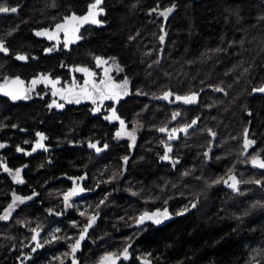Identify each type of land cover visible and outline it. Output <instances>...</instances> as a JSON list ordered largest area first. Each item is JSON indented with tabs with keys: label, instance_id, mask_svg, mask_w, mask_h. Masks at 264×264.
I'll list each match as a JSON object with an SVG mask.
<instances>
[{
	"label": "trees",
	"instance_id": "1",
	"mask_svg": "<svg viewBox=\"0 0 264 264\" xmlns=\"http://www.w3.org/2000/svg\"><path fill=\"white\" fill-rule=\"evenodd\" d=\"M91 3L0 0L17 8L0 13V44L8 50L0 52V86L18 78L30 89L28 99L0 97V215L13 194L32 197L0 220V264H15L34 242L33 229L41 247L23 252L30 264H62L93 215L99 218L79 264L126 246L123 264H264V169L250 163L264 158V93L253 91L264 87V0H102L101 23L83 25L75 42L36 35L85 15ZM97 57L119 66L116 81L128 80V94L99 111L93 103L49 107L51 89L32 85L43 76L82 83L76 69L98 74ZM166 91L173 95L157 99ZM191 93L198 94L194 104L175 100ZM113 109L127 131L135 128L134 143L116 140L119 122L105 119ZM193 120L187 133L168 139ZM245 129L255 141L246 155ZM209 130L216 135L206 163ZM37 133L45 147L33 152ZM165 145L172 148L168 161L160 159ZM16 169L22 184L13 180ZM229 175L237 191L223 182L231 183ZM74 186L84 191L67 207L64 194ZM165 208L163 224L136 225L144 212Z\"/></svg>",
	"mask_w": 264,
	"mask_h": 264
},
{
	"label": "snow or ice",
	"instance_id": "2",
	"mask_svg": "<svg viewBox=\"0 0 264 264\" xmlns=\"http://www.w3.org/2000/svg\"><path fill=\"white\" fill-rule=\"evenodd\" d=\"M102 4V0H94V3H91L88 6L87 13L83 16H76L73 14L70 17H66L64 23L62 24H57L56 25V32H48L47 30H44L42 32H37V36L45 35L48 37V39H56L58 36L59 32H63L66 40L65 46H67V42H75V40L80 39V36L77 35L79 32L80 28L85 25V24H100L101 21L97 19L98 16L102 15L104 12V9L100 7ZM172 8H168L166 11L161 12L160 15L163 17H167L170 12H172ZM15 13L17 12V8L15 7H3L0 6V13ZM161 43L164 42L165 37L161 35L159 37ZM7 48L3 45L0 44V52H7ZM46 51H51V49H47ZM18 60H25L26 57L22 55H18L16 57ZM107 61L101 60V58L97 57L96 58V64L99 67L101 64H105ZM76 71L82 72L85 74L86 79L84 81V85L80 88L79 93H75L74 89L76 87L75 83L73 84L72 88H67V89H56V84L58 81L50 80L47 76L40 77L39 79H34L32 81V85H36L39 83H46V84H51L54 91L52 92L53 96H56L59 94L62 99L66 100L68 103H72L73 99L75 100L76 103L80 102L81 98H86V99H92L93 103L96 102V98L100 100L102 103L104 100H113V101H118L119 99L122 98V96L127 95V86H128V80L125 79L122 84H115L112 82L111 77L108 76V69H105V80H102L100 82V85L95 84L92 82L91 77L94 76V73L89 71L88 68H78ZM11 84L16 86L9 88L8 90H4L3 88H0V91L4 92V95L10 96L13 100L17 99H28V91L30 89H26L23 87H20L23 84V81H20L18 78L16 80L11 81ZM89 85H91V88H89ZM216 91H222V89L217 88ZM253 91H258L264 93V87L254 89ZM173 93L170 91L164 92V94L161 97H157V99H163V100H168L170 96H172ZM197 93H191L187 94L184 96H175L176 101H181L184 104H194L197 101ZM69 97H72L73 99H70ZM55 106L57 108H62L64 105L63 104H57L56 101L54 100L52 102V105H49V107ZM96 111H99V108L96 109ZM180 113H174L172 119L175 120L177 116H179ZM106 120H119L120 122V130L116 133V136L119 138L121 136H128L133 143L135 142V128H133L132 131H127L125 129V122L121 120L117 114L116 110L113 109L111 112L110 116L105 117ZM197 123L196 120H193L191 124L185 125L184 127H181L179 129H172L171 133L168 136L169 140L175 139L176 138V133L183 132L187 133L188 129L191 128L193 125ZM15 127V126H14ZM160 132H166L168 131L166 128H160L158 129ZM247 129H245L244 133V143H243V149L244 152H247L250 147H252L255 144V141L248 139L247 135ZM209 134L211 136H215L216 133L211 132L209 130ZM39 139L37 140L35 146L33 147L32 151L35 152L37 149L44 148L43 141L46 139V137L42 133H37L36 134ZM0 147H4V145L0 144ZM90 148H95L97 152L102 151V149L98 148L95 144H89ZM107 147V145H105ZM17 151H23L21 148H17ZM172 151V148L168 145H165V152L164 154L160 157L161 160L168 161L170 160L169 153ZM204 155L207 157L208 153L205 152ZM127 158H125L126 160ZM173 163H178V161H173ZM250 163L252 164L253 167L259 168V169H264V158L260 156V154H257L251 158ZM5 172H9L10 170L5 166L4 167ZM187 175V173H185ZM83 179V177L81 178ZM13 180L17 183H23L24 181L21 179V170L16 169L15 170V175L13 176ZM228 180L231 181V183H228V181H223L224 183L228 184L229 187L232 188L233 191H237V184L239 181H237L236 177L233 175H229ZM221 180L214 181V183H220ZM255 183H260V181H255ZM84 189L79 187V186H74L71 190H69L67 193L64 194V202L67 207H71L72 205L69 203L72 197L78 195L79 193L83 192ZM33 195H36V193H33ZM32 199L31 196L29 197H22L13 194L12 202L7 206V208L4 210V215H0V220H8L12 212L15 210L17 207V204H23L25 200H30ZM101 204L104 203L103 200L100 201ZM192 207H195V204L192 205ZM188 209H184L183 211H187ZM183 211L180 213H177V215H182ZM81 216L85 215V212L80 213ZM169 218V213L167 208L164 210H157L155 212H144L141 214L138 218H136L135 223L136 225L142 226L145 224L146 221H151L153 224L160 225L164 220H167ZM96 221V216L93 215L88 218V222L86 226L84 227L83 231L80 233L79 238L75 240L74 243L70 244V250L71 253L74 255L77 250L80 248L81 241L85 239V234L88 231V228H91L92 225ZM34 233L32 236V240L36 241L38 233L36 229L32 230ZM59 231V229H57ZM71 239V238H69ZM41 247V244L37 243L36 248ZM129 247L126 246L123 251L120 254H114V253H106L104 257H102L100 264H117L118 260H128L129 258ZM36 248H33V251H36ZM72 264H76L75 260H73ZM144 264H150L148 261H144Z\"/></svg>",
	"mask_w": 264,
	"mask_h": 264
},
{
	"label": "rangeland",
	"instance_id": "3",
	"mask_svg": "<svg viewBox=\"0 0 264 264\" xmlns=\"http://www.w3.org/2000/svg\"><path fill=\"white\" fill-rule=\"evenodd\" d=\"M57 30H54V31H51V32H56ZM49 32V31H48ZM50 32V33H51ZM39 37H41V38H44V39H46L47 41H50V42H54V43H56V44H59L60 42H61V40H62V31L61 32H59L58 33V36H57V38L56 39H52V40H50V39H48V37L47 36H45V35H41V36H39ZM67 43H73V42H67ZM101 60H103V59H101ZM104 61H107V63H105V64H101L99 67L97 66V64H96V67L98 68V74H96V73H94V76H92L91 77V80H92V82H94L95 84H97V85H100V82L102 81V80H105L106 78H105V69H108L109 71H108V76L109 77H111V80H112V82L113 83H115V84H122L124 81H116L115 80V75H117L119 72H120V68H119V66L118 65H116L115 63H113V62H110V61H108V60H104ZM95 63H96V61H95ZM84 81H85V79H86V76L84 75ZM84 84H82V86H83ZM81 86V87H82ZM100 86H102V85H100ZM80 87V88H81ZM80 88L79 89H74V92L75 93H79V91H80ZM89 88H91V85H89ZM127 93H128V86H127ZM126 95H124V96H122V98L123 97H125ZM70 99H73L72 97H69ZM105 101H113V100H104L102 103L100 102V100L98 99V97L96 98V102L95 103H93V100L92 99H86V98H81L80 99V102L79 103H76L75 102V100L73 99V102L72 103H68L66 100H63V103L65 104V105H81V104H86V103H93L94 104V106H97V108H100L101 106H102V104L105 102ZM113 102H115V101H113ZM111 115V113H106V116H110ZM109 121H112V122H119V120L117 121V120H109ZM120 130V122H119V128H118V131ZM117 131V132H118ZM115 138H116V140H122V139H130L128 136H126V135H124V136H121V137H117V136H115ZM131 140V139H130ZM14 176V175H13ZM163 222H165V220L163 221ZM162 222V223H163Z\"/></svg>",
	"mask_w": 264,
	"mask_h": 264
},
{
	"label": "flooded vegetation",
	"instance_id": "4",
	"mask_svg": "<svg viewBox=\"0 0 264 264\" xmlns=\"http://www.w3.org/2000/svg\"><path fill=\"white\" fill-rule=\"evenodd\" d=\"M65 21V20H64ZM64 21L62 22V23H64ZM61 23V24H62ZM54 30H56V29H54ZM54 30H50L49 32H51V31H54ZM63 44V45H65L66 44V40H65V36H64V33L62 32V40H61V42L59 43V44ZM70 43H67V45H69ZM79 75H82V78H84V75L83 74H81V73H78ZM54 81H58V83L56 84V89H67V88H72V86H73V84L75 83V85H76V87H75V89H79L81 86H82V84H84V79H82V83H78V81H76L75 80V78L73 77V78H71L70 79V82H68V83H62L60 80H54ZM8 83V82H7ZM40 84V83H39ZM42 84H44V85H46L47 87H49L50 89H51V98H52V102L55 100L56 101V103L57 104H63V105H65L64 103H63V100L64 99H62L61 98V96L59 95V94H57L56 96H53L52 95V92L54 91V89H53V87H52V85L51 84H46V83H43L42 82ZM4 85V84H3ZM24 86H25V88H26V85L24 84ZM53 107H55L54 105H53ZM57 108V107H56ZM146 222H150V223H152L151 221H146ZM164 223V222H163ZM163 223H161V224H163ZM93 229V228H92ZM91 229V230H92ZM90 230V231H91ZM89 231V232H90ZM89 232H88V234H89ZM88 234H87V237H86V239L82 242V247H83V245H84V243L86 242V240H87V238H88ZM79 238V237H78ZM34 244V245H33ZM36 244H37V241H34L32 244H30V245H28L26 248H21L19 251H18V255L14 258V261H15V264H30V263H32V261H33V258L31 257H29V256H27V255H25V253H23L24 251H25V249H29L30 248V250L31 249H33V248H36ZM32 246V247H31ZM81 250H82V248L79 250V252L76 254V255H74V257H73V259H71V260H69L68 261V259H69V257H70V255H71V250H70V253L68 254V256L65 258V260L63 261V263L62 264H71L72 262H73V260H77L78 262H79V260H78V255L80 254V252H81ZM102 259V258H101ZM101 259L96 263V264H100V261H101ZM129 259V258H128ZM143 262V264H144V261H142ZM123 263H125V260H123V259H121L117 264H123Z\"/></svg>",
	"mask_w": 264,
	"mask_h": 264
},
{
	"label": "water",
	"instance_id": "5",
	"mask_svg": "<svg viewBox=\"0 0 264 264\" xmlns=\"http://www.w3.org/2000/svg\"><path fill=\"white\" fill-rule=\"evenodd\" d=\"M13 80H16V79H12V80H10L8 83H6V84H4V85H1L0 88H3L4 90H8L9 88L16 87V86H14V85L11 84V81H13ZM19 80H20V79H19ZM20 81H22V80H20ZM20 87L25 88L24 83H23ZM0 97H1V98H5V99H11V100H13L10 96L4 95V92H3V91H0ZM17 100H18V99H17ZM247 130H248V129H247ZM248 132H249V131H247V135H248ZM214 140H215V137H212V143H211L209 149L206 151V152L208 153V156H207V157L205 156L206 163H209V161H210V155H211V153L213 152ZM243 141H244V139H243ZM252 147H254V145H253ZM252 147H250V148L248 149L247 152H244V155H246ZM98 218H99V216L97 215V216H96V221H95V223L92 225L91 228H88V231H87V233L85 234V239H86V237H87L88 232H89L92 228H94V227L97 225ZM85 239H84V240H85ZM84 240H83V241H84ZM83 241H81L80 248L77 250V252H76L74 255H76V254L79 252V250L82 248V242H83ZM74 255L71 253V255H70L68 261L71 260V259H73ZM119 261H120V260H118L117 263H118ZM75 262H76V264H79V262H78L77 260H75ZM71 264H72V263H71Z\"/></svg>",
	"mask_w": 264,
	"mask_h": 264
}]
</instances>
